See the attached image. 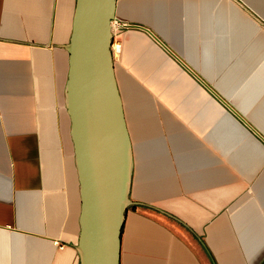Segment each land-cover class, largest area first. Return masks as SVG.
<instances>
[{
  "label": "crops",
  "instance_id": "0c3cea01",
  "mask_svg": "<svg viewBox=\"0 0 264 264\" xmlns=\"http://www.w3.org/2000/svg\"><path fill=\"white\" fill-rule=\"evenodd\" d=\"M75 5L0 0V264H79ZM115 22L130 25L113 60L133 155L120 264H264L263 90L214 88L202 0H119Z\"/></svg>",
  "mask_w": 264,
  "mask_h": 264
},
{
  "label": "water",
  "instance_id": "95a60500",
  "mask_svg": "<svg viewBox=\"0 0 264 264\" xmlns=\"http://www.w3.org/2000/svg\"><path fill=\"white\" fill-rule=\"evenodd\" d=\"M119 0H76L65 108L82 210L79 264H120L133 155L112 53Z\"/></svg>",
  "mask_w": 264,
  "mask_h": 264
},
{
  "label": "rangeland",
  "instance_id": "374dc122",
  "mask_svg": "<svg viewBox=\"0 0 264 264\" xmlns=\"http://www.w3.org/2000/svg\"><path fill=\"white\" fill-rule=\"evenodd\" d=\"M202 10L206 66L215 59L219 64L214 88L263 90L253 113L264 123V0H202Z\"/></svg>",
  "mask_w": 264,
  "mask_h": 264
},
{
  "label": "built area",
  "instance_id": "2783aa9c",
  "mask_svg": "<svg viewBox=\"0 0 264 264\" xmlns=\"http://www.w3.org/2000/svg\"><path fill=\"white\" fill-rule=\"evenodd\" d=\"M130 27L129 24L116 23L115 20L112 22L113 29V42H112V53L113 55L119 54L122 50V44L119 41V36L122 30Z\"/></svg>",
  "mask_w": 264,
  "mask_h": 264
}]
</instances>
